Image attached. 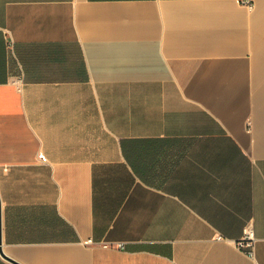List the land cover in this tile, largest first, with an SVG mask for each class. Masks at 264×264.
I'll return each instance as SVG.
<instances>
[{"label":"crops","instance_id":"obj_1","mask_svg":"<svg viewBox=\"0 0 264 264\" xmlns=\"http://www.w3.org/2000/svg\"><path fill=\"white\" fill-rule=\"evenodd\" d=\"M251 2L0 0V264H264Z\"/></svg>","mask_w":264,"mask_h":264},{"label":"built area","instance_id":"obj_2","mask_svg":"<svg viewBox=\"0 0 264 264\" xmlns=\"http://www.w3.org/2000/svg\"><path fill=\"white\" fill-rule=\"evenodd\" d=\"M243 2H246L249 8L253 7V2L251 0H243ZM89 242L93 241V238H88ZM257 241V236L255 233V228L252 222H248L244 227H243V233L235 241V244L238 248L244 250L246 253L249 255H254L255 253V245ZM103 246L109 247V246H115V247H123V242H103Z\"/></svg>","mask_w":264,"mask_h":264},{"label":"water","instance_id":"obj_3","mask_svg":"<svg viewBox=\"0 0 264 264\" xmlns=\"http://www.w3.org/2000/svg\"><path fill=\"white\" fill-rule=\"evenodd\" d=\"M0 205H1V199H0ZM0 232H1V212H0ZM1 242H2V241H1V235H0V243H1ZM1 251L3 252V254H4L6 257H8L9 259H11V260L17 262V261L14 260L13 258H10L9 256H7V255L4 253V251L2 250V248H1ZM17 263H19V262H17ZM19 264H21V263H19Z\"/></svg>","mask_w":264,"mask_h":264}]
</instances>
